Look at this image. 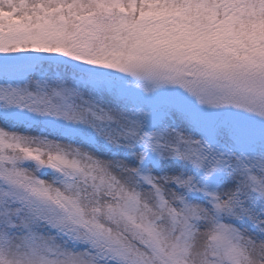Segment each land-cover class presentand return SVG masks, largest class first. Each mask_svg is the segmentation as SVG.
<instances>
[{"label":"snow or ice","instance_id":"obj_1","mask_svg":"<svg viewBox=\"0 0 264 264\" xmlns=\"http://www.w3.org/2000/svg\"><path fill=\"white\" fill-rule=\"evenodd\" d=\"M0 106L96 146L0 127V264H264V0H0Z\"/></svg>","mask_w":264,"mask_h":264},{"label":"rangeland","instance_id":"obj_2","mask_svg":"<svg viewBox=\"0 0 264 264\" xmlns=\"http://www.w3.org/2000/svg\"><path fill=\"white\" fill-rule=\"evenodd\" d=\"M51 71L52 70L47 66H38L35 70V77H39L45 72L50 73ZM0 127L7 128L9 131L20 132L27 136L47 137L50 140H58L63 143L73 142L77 146H81L88 151H94L96 147L90 144L82 135L75 137L65 135V130L72 127L66 122L51 117H41L19 108L5 109L0 106ZM83 131L85 135L89 134V130L84 129ZM97 142L99 144L103 143L102 139L99 137H97ZM103 158H111V156L107 155ZM151 159L155 160L158 164V167L152 168L154 175L176 174L180 170H186L185 163L178 159H166L155 154L152 155ZM149 166L151 167V164H149ZM42 171L51 175V170L44 169ZM232 183L234 185L235 181ZM213 187L218 191L227 189V185L224 183L223 178L219 181L218 187H216L215 183H213Z\"/></svg>","mask_w":264,"mask_h":264}]
</instances>
